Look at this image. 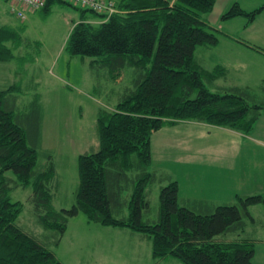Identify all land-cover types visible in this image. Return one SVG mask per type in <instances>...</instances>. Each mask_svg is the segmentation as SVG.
<instances>
[{
	"label": "trees",
	"instance_id": "1",
	"mask_svg": "<svg viewBox=\"0 0 264 264\" xmlns=\"http://www.w3.org/2000/svg\"><path fill=\"white\" fill-rule=\"evenodd\" d=\"M5 1L16 15L14 3ZM56 1L91 13L70 31L66 47L72 55L108 65L114 78L121 76L120 67L125 65L136 66L137 73L132 76L133 86L113 110H99V147L79 154L76 202L62 209L53 204L62 166L55 163L52 153H42L38 116L18 121L9 96L16 85L0 89V264H64L53 248L79 212L90 221L128 226L149 236L155 258L173 256L184 264H255V239L242 236L241 231L250 208L264 204V193L238 194L237 203L198 212L179 203V183L172 178L161 187L158 219H143L150 208L149 184L164 180V175L158 177L149 170L154 131L165 124L198 121L248 134L264 113V101L250 87L219 84L216 79L225 68L219 65L208 70L195 57L198 45L219 41L217 29L204 17L217 0H103L108 8L101 9L75 0H45L43 6L28 12H49ZM263 10L264 4L247 11L234 2L223 18L246 16L251 23ZM23 31L7 23L0 26V62L14 57L10 42L20 44ZM9 171L16 178L8 176ZM130 172L134 173L131 179ZM128 182L133 186L129 213L116 217L113 207ZM18 186L32 189L34 212L47 229L43 237L17 224L24 205L13 200L10 192ZM229 231L232 238L217 237Z\"/></svg>",
	"mask_w": 264,
	"mask_h": 264
},
{
	"label": "rangeland",
	"instance_id": "2",
	"mask_svg": "<svg viewBox=\"0 0 264 264\" xmlns=\"http://www.w3.org/2000/svg\"><path fill=\"white\" fill-rule=\"evenodd\" d=\"M234 2L247 11L264 4V0H217L204 17L217 29L219 41L214 45H198L195 57L208 70L219 65L225 68L216 79L219 84L250 87L256 98L264 101V52L252 46L264 47V10L251 23L246 16L224 19L223 14ZM90 14V11L56 1L49 12L44 9L28 12L26 19L21 21L10 12L8 2L0 0V26L7 23L24 28L23 41L18 45L10 42L14 57L0 62V89L16 85L9 93L16 119L23 122L27 117L38 116L45 150L42 153H52L55 163L62 166L54 187L56 209L69 208L76 202L80 183L78 156L99 147V110H113L133 86L132 76L137 73L134 65L119 66L121 76L114 78L108 65L70 53L66 41L74 23ZM257 127L261 128L258 121L254 125ZM245 137V133L195 121L165 124L154 131L149 170L155 171L158 177L164 175V180L149 184L150 208L144 211L143 219H158L161 187L172 178L178 180L182 203L192 195L188 192L192 186L200 188L204 194L197 193L194 198L216 199L220 202L217 205L223 201L237 203V193L246 192L232 185V156H238L239 169L247 165L256 171L264 170V164L254 160L264 151L257 142ZM133 174H128L130 179ZM7 175L16 178L12 171ZM226 188L228 192L224 194ZM132 190L128 182V188L113 207L116 217L128 215ZM31 193L30 187L22 186L10 192L13 200H20L24 205L17 224L43 237L47 229L34 212ZM194 198L190 197L192 205L198 208ZM250 213L254 220L251 215L245 216L241 233L255 239L252 260L255 264H264V204L254 205ZM233 235L229 231L217 237L227 239ZM53 249L64 264H184L173 256L153 257L152 239L144 233L128 226L90 221L83 212L69 220L60 244Z\"/></svg>",
	"mask_w": 264,
	"mask_h": 264
},
{
	"label": "crops",
	"instance_id": "3",
	"mask_svg": "<svg viewBox=\"0 0 264 264\" xmlns=\"http://www.w3.org/2000/svg\"><path fill=\"white\" fill-rule=\"evenodd\" d=\"M262 49V52H264V47L259 46ZM261 51V50H260ZM264 113L260 116L259 120H258V125H261V128L259 129V127L254 128L250 133L246 134L245 138H250L252 139L253 142H257L259 144V146L261 147V150L264 151ZM198 124H204L203 122H198L195 121ZM263 125V126H262ZM227 128V127H226ZM230 129V128H228ZM232 131H234V129H230ZM237 131V130H235ZM254 131V132H253ZM241 132V131H238ZM243 133V132H241ZM253 134V135H251ZM236 151V150H235ZM234 151V153H235ZM233 153V154H234ZM255 161H259V163L264 164V153L255 157L254 158ZM232 167H231V181H232V185L235 187V189L237 190H242L243 192L246 193H241L239 194V192L237 193V195H244L247 194V192L250 194L252 193H264V170L261 171H256L253 170L252 168H249L247 165L245 167V169H239L237 161H238V156H232ZM192 184V183H191ZM192 186V185H191ZM220 186V184H219ZM258 192H256V191ZM189 193H191V196H188V201H185V203L181 202V198H180V193H179V203L188 206L189 208L193 209L194 211H198V212H209L212 211L217 204H219L220 202L217 201L216 199H208V198H194L197 195H204L203 193H201V189H196L190 187V189L188 190ZM228 190L227 188L225 189L224 194H227ZM201 193V194H200ZM190 197H193V201L195 202V205L200 208H196L192 205V201L190 199ZM225 203H231L228 201H223L222 204ZM205 205V207H203ZM205 208L204 210L207 211H203V208ZM254 207V206H252Z\"/></svg>",
	"mask_w": 264,
	"mask_h": 264
},
{
	"label": "built area",
	"instance_id": "4",
	"mask_svg": "<svg viewBox=\"0 0 264 264\" xmlns=\"http://www.w3.org/2000/svg\"><path fill=\"white\" fill-rule=\"evenodd\" d=\"M14 3V6H12V9L16 12V14L21 17L25 18V7L28 8H40L44 5L45 0H10ZM77 2H81L85 5H89L93 8H108V5L104 4L103 0H76Z\"/></svg>",
	"mask_w": 264,
	"mask_h": 264
}]
</instances>
